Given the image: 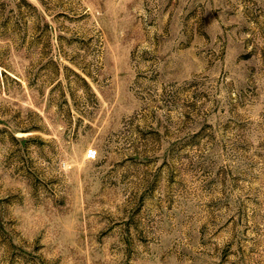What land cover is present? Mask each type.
I'll return each mask as SVG.
<instances>
[{
  "label": "rangeland",
  "instance_id": "rangeland-1",
  "mask_svg": "<svg viewBox=\"0 0 264 264\" xmlns=\"http://www.w3.org/2000/svg\"><path fill=\"white\" fill-rule=\"evenodd\" d=\"M0 264H264V0H0Z\"/></svg>",
  "mask_w": 264,
  "mask_h": 264
}]
</instances>
